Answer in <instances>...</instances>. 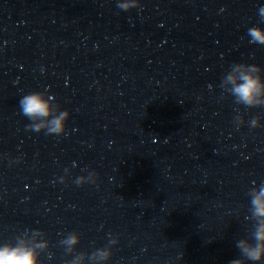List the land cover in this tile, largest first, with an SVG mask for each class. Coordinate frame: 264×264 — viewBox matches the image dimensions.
Listing matches in <instances>:
<instances>
[{"label": "water", "instance_id": "1", "mask_svg": "<svg viewBox=\"0 0 264 264\" xmlns=\"http://www.w3.org/2000/svg\"><path fill=\"white\" fill-rule=\"evenodd\" d=\"M118 3L0 0V245L46 241L40 264H230L264 182V127L249 125L264 106L222 81L238 62L264 76L248 36L264 0ZM33 91L71 111L66 134L28 127Z\"/></svg>", "mask_w": 264, "mask_h": 264}, {"label": "clouds", "instance_id": "2", "mask_svg": "<svg viewBox=\"0 0 264 264\" xmlns=\"http://www.w3.org/2000/svg\"><path fill=\"white\" fill-rule=\"evenodd\" d=\"M121 10H131L140 6L135 0H119L117 5ZM259 15L264 18V8L259 9ZM250 43L264 45V27L253 26L248 30ZM261 66L258 64L235 63L230 67L224 76L222 83L232 85L230 93L235 97L237 104L245 107L264 106V76L260 75ZM54 96H47L46 91H33L23 96L19 102L21 113L26 116L31 123L28 127L34 131L46 130L49 135L66 134L68 118L71 116L70 110H61L59 115H53L55 108L52 105ZM52 117V119H41ZM237 125H242L244 120L241 116L235 117ZM253 128L264 127L260 123V118L255 117L249 121ZM79 180V178H78ZM78 184H81L77 182ZM255 184V181L253 182ZM82 185V184H81ZM250 215L248 219L254 221L249 238H241L236 242V248L240 252V258L230 261V264H246L247 261H264V182L258 187H253L249 191ZM41 229H36L35 235H39ZM80 236L72 233L67 236L62 243L71 246L79 243ZM48 246V242L41 241L29 243L21 237L16 243L0 245V264H40L41 250ZM93 257L99 260H107L112 255L107 248H100L94 252ZM70 264H83V257H77Z\"/></svg>", "mask_w": 264, "mask_h": 264}]
</instances>
